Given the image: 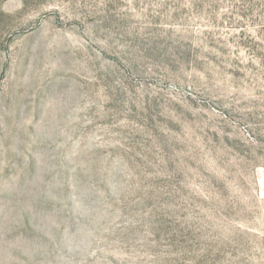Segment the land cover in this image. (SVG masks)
<instances>
[{"label":"rangeland","instance_id":"obj_1","mask_svg":"<svg viewBox=\"0 0 264 264\" xmlns=\"http://www.w3.org/2000/svg\"><path fill=\"white\" fill-rule=\"evenodd\" d=\"M0 264H264V0H0Z\"/></svg>","mask_w":264,"mask_h":264}]
</instances>
